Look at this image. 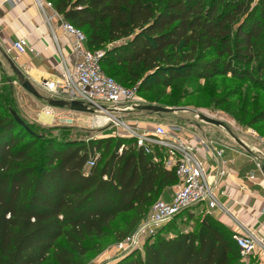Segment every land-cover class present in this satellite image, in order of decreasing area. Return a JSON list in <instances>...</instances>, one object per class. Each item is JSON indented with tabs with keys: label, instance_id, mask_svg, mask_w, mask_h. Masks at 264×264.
Here are the masks:
<instances>
[{
	"label": "trees",
	"instance_id": "1",
	"mask_svg": "<svg viewBox=\"0 0 264 264\" xmlns=\"http://www.w3.org/2000/svg\"><path fill=\"white\" fill-rule=\"evenodd\" d=\"M46 1L85 33L91 50L111 44L102 50V69L124 86L136 84L138 93L188 77L230 76L264 87V0ZM5 86L0 264H81L104 239L116 242L130 233L156 197L177 182L164 165V151L146 154L131 138L85 141L51 133L64 126L39 133L18 113L11 85ZM193 216L194 229L163 236L171 220L145 241L143 254L135 250L112 264H243L233 231L213 216L184 210L173 219Z\"/></svg>",
	"mask_w": 264,
	"mask_h": 264
},
{
	"label": "built area",
	"instance_id": "2",
	"mask_svg": "<svg viewBox=\"0 0 264 264\" xmlns=\"http://www.w3.org/2000/svg\"><path fill=\"white\" fill-rule=\"evenodd\" d=\"M38 5L53 8L49 1L39 0ZM54 15L59 18V27L70 37L74 63L72 67L65 68L59 80H45L43 87L52 98L83 103L92 109V112L88 113L90 115L104 113L108 118L106 122L113 121L116 126H120L116 135L133 139L136 149H141L146 154L153 153L155 148L164 151V165L174 171L177 179L173 185L171 199L155 200L136 227L114 243L111 253L105 258L109 259L107 263H111L127 253L141 250L145 241L154 237L178 213L190 210L194 215H210L215 208L222 206L218 193H223L220 188L229 175L228 165L231 160L225 158V148L222 144L213 139L206 140L179 125L157 122L145 129L137 118L124 119L125 114H132L139 105L136 103L137 88L124 86L106 74L100 62L103 51L91 50L82 30L65 21L56 11ZM27 48L26 40L20 38L12 40L8 50L22 55L27 52ZM44 111L48 115L53 114L51 106ZM53 117L54 121L68 125H73L76 121L72 116ZM122 149L123 146L119 148V152ZM95 161L96 156L87 162L86 167L93 166ZM222 209L229 212L224 206ZM233 239L239 247L241 262L262 244L251 231H234Z\"/></svg>",
	"mask_w": 264,
	"mask_h": 264
},
{
	"label": "rangeland",
	"instance_id": "3",
	"mask_svg": "<svg viewBox=\"0 0 264 264\" xmlns=\"http://www.w3.org/2000/svg\"><path fill=\"white\" fill-rule=\"evenodd\" d=\"M110 45L102 46L100 50ZM5 83L11 85L14 97L13 104L20 116L30 124L38 126L39 129L37 131L39 133L44 132L42 128L64 126L66 130L55 128L51 130V133L58 137L65 135L70 140L85 141L91 138L121 137L116 135L120 126H116L113 121L106 122L102 119L100 121L98 116L105 117L104 113L100 112L90 115L85 112L79 113L77 111H70L67 108H61L60 116L75 117L76 121L73 125L54 121L51 126H48L36 122L37 114L41 109L40 106L47 103V98H52L50 93L37 87L36 89L42 98H36L24 90L7 59L3 58L0 62V91L4 93H6V87H8L5 86ZM129 85L128 87L131 88L136 87V84L133 83ZM137 94L138 100L136 103L139 105L154 104L176 109V111L152 113L136 109L132 114H125L124 119L132 120L137 118L140 125L145 129H149L157 122L165 125H179L187 131L196 132L197 135L206 140L213 139L229 147L241 148L243 150V147H245L251 152L254 151L256 154L253 153L258 155V158L264 164V117L260 118V112L264 110V87H256L250 82H242L230 76H217L208 79L188 77L179 78L171 87L154 88L148 93H138L137 91ZM195 112L220 121L223 123V127L199 120L195 116ZM40 118L43 121H51L49 116L43 114L40 115ZM98 119L99 123L97 122ZM122 137L127 138L125 136ZM241 142L244 146L241 145ZM129 145L125 143L126 147ZM100 153V151L97 152L95 155L96 159ZM160 195L156 197V200L161 197ZM172 220V225L166 227V231L162 232L163 236H171L175 230L182 231L196 227L194 216L187 221H182L180 218ZM104 240L106 242L99 245L100 250L93 251L84 258H81V264H108L107 261L109 259L105 258L111 253L115 241L111 239ZM96 243V241L91 242L92 245ZM139 251L143 254V248ZM102 254L103 259L100 258Z\"/></svg>",
	"mask_w": 264,
	"mask_h": 264
},
{
	"label": "crops",
	"instance_id": "4",
	"mask_svg": "<svg viewBox=\"0 0 264 264\" xmlns=\"http://www.w3.org/2000/svg\"><path fill=\"white\" fill-rule=\"evenodd\" d=\"M38 1L0 0V62L3 58H11L35 88L47 91L42 83L59 80L65 68L73 66L74 56L70 37L59 27L54 9L45 5L39 7ZM20 38L25 39L28 45L27 52L22 55L8 50L10 42ZM48 106L47 103L40 106L36 122L51 126L55 120L53 115H60L62 109L51 106L53 114L48 115L44 111ZM42 114L49 116L51 121H43L40 118ZM223 146L225 158L231 163L218 200L229 212L220 206L210 215L233 232H253L262 244L246 255L242 263L264 264L263 164L254 151L255 154L245 148ZM172 191L173 186L166 188L160 198L170 200ZM100 258L103 259V254Z\"/></svg>",
	"mask_w": 264,
	"mask_h": 264
},
{
	"label": "water",
	"instance_id": "5",
	"mask_svg": "<svg viewBox=\"0 0 264 264\" xmlns=\"http://www.w3.org/2000/svg\"><path fill=\"white\" fill-rule=\"evenodd\" d=\"M7 61L10 65L12 71L15 73L17 80L19 81L21 87L24 90H26L27 92H29L30 94H32L33 96H35L36 98H42L40 93L37 91V89L32 85V83L23 75V73L19 70V68L14 64L13 60H11V58H7ZM46 101H47V104L52 106V107L67 108L70 111H77V112H85V113H91L92 112V109L88 108L86 105H84L83 103L76 101V100L67 101L64 99L47 98ZM136 109L148 111V112H152V113H167V112L176 111V109L167 108V107L154 105V104L138 105L136 107ZM11 113H12L14 119L20 125H22L27 130H29V128L27 127V125L25 124L23 119L21 117H19L14 110H11ZM195 114H196L195 116L199 120H202V121L207 122V123L212 124V125H217L219 127H223V123H221L220 121H218L216 119L210 118V117H208L204 114H200V113H195ZM241 145L244 146V144L242 142H241ZM243 148H245V147H243ZM262 170L264 171V164H263Z\"/></svg>",
	"mask_w": 264,
	"mask_h": 264
},
{
	"label": "bare ground",
	"instance_id": "6",
	"mask_svg": "<svg viewBox=\"0 0 264 264\" xmlns=\"http://www.w3.org/2000/svg\"><path fill=\"white\" fill-rule=\"evenodd\" d=\"M98 117L100 118V121H101V119H102V120H105V121L108 120V118H106V117H102V116H98ZM100 121H99V119H98L97 122L99 123Z\"/></svg>",
	"mask_w": 264,
	"mask_h": 264
}]
</instances>
